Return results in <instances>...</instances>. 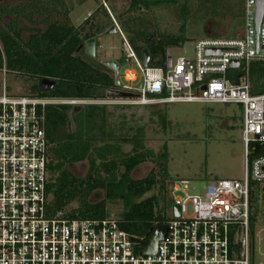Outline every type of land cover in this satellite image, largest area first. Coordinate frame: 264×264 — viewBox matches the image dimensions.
I'll return each mask as SVG.
<instances>
[{
  "label": "built area",
  "instance_id": "1",
  "mask_svg": "<svg viewBox=\"0 0 264 264\" xmlns=\"http://www.w3.org/2000/svg\"><path fill=\"white\" fill-rule=\"evenodd\" d=\"M258 0H245L244 26L232 36L207 34L192 57L172 56V64L143 63L124 37L125 60L138 63L142 78L121 88L133 96L0 94V264H253L250 254L251 181H264V91L251 89L250 65L264 60V10L257 25ZM1 21V16H0ZM222 48L208 53V48ZM235 59L244 73L233 82L227 71ZM4 70H6L4 68ZM124 77L138 79L134 68ZM173 101L235 102L243 108L245 175L219 178L205 191L175 198L165 235L145 253L117 217L49 215L50 140L46 106L58 103L160 104ZM173 182L171 194L179 189ZM180 214L175 215V205ZM189 204L192 211L189 212ZM244 239L245 251L242 254Z\"/></svg>",
  "mask_w": 264,
  "mask_h": 264
},
{
  "label": "trees",
  "instance_id": "2",
  "mask_svg": "<svg viewBox=\"0 0 264 264\" xmlns=\"http://www.w3.org/2000/svg\"><path fill=\"white\" fill-rule=\"evenodd\" d=\"M160 5L176 8L181 20L178 31L153 27L149 18L137 14V11L152 10ZM71 10L68 0H2L0 72L5 68L16 75L37 78L30 94L106 96L107 89L117 85L115 72L89 54L85 42L115 25L112 14L101 2L83 24L77 25ZM244 13L245 0H129L128 8L119 11L117 16L138 55L143 57L147 48L151 52L150 64L166 65L169 48L183 43L191 28L200 27L204 20L216 19L217 28L224 22L226 27L235 28L236 33L244 26ZM20 18L37 26L28 38L21 32ZM243 73L241 66H234L228 69L227 76L237 83ZM44 76L56 80L53 88H41ZM250 80L253 92L264 91V60L251 62ZM80 105L76 113H72V103L46 106V131L50 140L48 190L51 193L48 213L106 217L111 215L109 204L122 199L124 207L117 218L122 227L134 234L141 248L153 228L169 219L166 210L170 206L168 140L156 151L148 144L145 124L125 127L118 119L112 120L113 112L106 103ZM146 105H150L153 112L160 111L155 108L160 104ZM160 119L166 129L169 118L162 114ZM261 152L264 153V144ZM148 160L158 168H152L144 177L134 176L140 164ZM84 161L88 162V170L78 174L71 166ZM155 187L165 197L162 206L158 192L148 194ZM96 190H103V194L93 199ZM261 212L264 213V181L252 180L250 231L253 237Z\"/></svg>",
  "mask_w": 264,
  "mask_h": 264
},
{
  "label": "rangeland",
  "instance_id": "3",
  "mask_svg": "<svg viewBox=\"0 0 264 264\" xmlns=\"http://www.w3.org/2000/svg\"><path fill=\"white\" fill-rule=\"evenodd\" d=\"M2 1V0H0ZM72 6L71 17L77 24H83L84 20L92 14V11L103 2L108 6L112 19L118 21V12L129 6V0H68ZM137 14L150 19L153 27H159L165 31H178L181 20L176 8L160 5L152 10H140ZM216 19H208L201 22L188 32V38L183 43L169 48V53L174 58L178 56L192 57L196 40L209 34L232 36L241 33L243 28L226 27L222 23L219 28L215 25ZM19 25L25 38L37 29L35 24L20 18ZM194 25V23H191ZM226 30V31H225ZM225 31V32H224ZM204 32V34H203ZM124 37L121 31L104 32L98 36L97 54L98 61L105 59H117L122 63L121 80L124 84H137L142 78V71L134 58L125 60ZM134 68L138 79L129 81L124 77V69ZM37 78L19 75L12 71L0 72V94L3 86L11 94H30L32 84ZM107 96V95H106ZM105 97V96H98ZM96 98V97H92ZM113 112L112 120H119L125 127L145 124L148 144L156 151L159 150L165 140H168L169 175L167 198L170 205L175 198H183L188 193L203 192L207 184L219 178H240L245 175V146L243 141V108L235 102H204V101H173L160 103L152 110L150 105L130 103H106ZM117 104L123 106H116ZM166 114L170 120L169 126L162 127L161 115ZM131 144L127 145L130 148ZM78 174H85L88 170V162H78L71 166ZM152 168H158L148 160L140 164L134 171V176L143 177ZM173 182L179 184L171 194ZM158 192L161 206L165 202L163 193L155 187L148 194ZM103 190H96L93 199H98ZM174 197H173V196ZM124 207V201L119 199L109 204L111 215L119 216ZM169 210V206L166 208ZM192 211L189 204V212ZM250 254L253 264H264V213L261 212L255 227V236L250 232Z\"/></svg>",
  "mask_w": 264,
  "mask_h": 264
},
{
  "label": "water",
  "instance_id": "4",
  "mask_svg": "<svg viewBox=\"0 0 264 264\" xmlns=\"http://www.w3.org/2000/svg\"><path fill=\"white\" fill-rule=\"evenodd\" d=\"M264 10V0H258L257 3V25H259L260 23V19L262 16ZM118 31V27L116 25H113L110 29H108L107 32H115ZM86 48H87V52L93 56H95L97 54V37L96 36H91L87 39L86 41ZM208 53H214V52H221L222 48H208L207 49ZM150 58H151V52L149 49L145 48L144 49V59H143V63L145 65H147L150 62ZM103 62L108 65L109 67H111L114 71H115V77H116V81L117 84L121 85L122 81L120 78V68H121V62L117 59H105L103 60ZM168 64L171 65L172 64V55L168 56ZM240 64V61L238 59H235L231 62L232 66H238ZM56 80L50 76H44L41 79V88L43 90L46 89H50L53 88L55 86ZM142 83H139V86H141ZM136 93L131 92V91H127L124 90L122 88H118V87H112L107 89V95L108 96H133ZM80 105V104H78ZM180 214V205L176 204L175 205V215H179ZM168 228V223H158L153 230L151 231V233L148 235V237L145 239L144 245H143V252L145 253H150V252H154L157 249L158 246V242L159 240L165 235L166 231ZM239 242L242 243V247H241V252L242 254L245 251V243H244V239H239Z\"/></svg>",
  "mask_w": 264,
  "mask_h": 264
},
{
  "label": "flooded vegetation",
  "instance_id": "5",
  "mask_svg": "<svg viewBox=\"0 0 264 264\" xmlns=\"http://www.w3.org/2000/svg\"><path fill=\"white\" fill-rule=\"evenodd\" d=\"M1 2V1H0ZM97 41H98V37H97ZM85 48H86V42H85ZM86 50H87V48H86ZM96 56V55H95ZM121 66H122V63H121ZM111 68V67H110ZM115 72V71H114ZM120 77H121V68H120ZM122 81V80H121ZM122 84H123V82H122ZM122 84L121 85H119V84H117L116 86H114V87H118V88H121V86H122ZM80 106L81 105H78V104H74V106H73V109H72V113H76V111L78 110V109H80ZM71 124V121L69 122V125ZM137 170V169H136ZM149 173V172H148ZM146 176V175H145ZM144 177V176H143Z\"/></svg>",
  "mask_w": 264,
  "mask_h": 264
}]
</instances>
